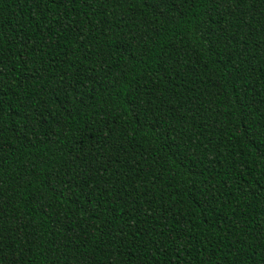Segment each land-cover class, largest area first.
I'll list each match as a JSON object with an SVG mask.
<instances>
[{
  "label": "trees",
  "instance_id": "1",
  "mask_svg": "<svg viewBox=\"0 0 264 264\" xmlns=\"http://www.w3.org/2000/svg\"><path fill=\"white\" fill-rule=\"evenodd\" d=\"M0 264H264V0H0Z\"/></svg>",
  "mask_w": 264,
  "mask_h": 264
}]
</instances>
